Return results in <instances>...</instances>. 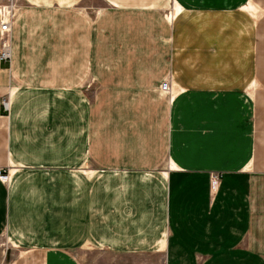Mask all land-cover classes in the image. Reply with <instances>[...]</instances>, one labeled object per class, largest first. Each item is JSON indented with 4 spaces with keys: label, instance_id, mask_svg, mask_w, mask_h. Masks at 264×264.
<instances>
[{
    "label": "crops",
    "instance_id": "crops-1",
    "mask_svg": "<svg viewBox=\"0 0 264 264\" xmlns=\"http://www.w3.org/2000/svg\"><path fill=\"white\" fill-rule=\"evenodd\" d=\"M19 1L2 263L264 264V0Z\"/></svg>",
    "mask_w": 264,
    "mask_h": 264
},
{
    "label": "built area",
    "instance_id": "built-area-1",
    "mask_svg": "<svg viewBox=\"0 0 264 264\" xmlns=\"http://www.w3.org/2000/svg\"><path fill=\"white\" fill-rule=\"evenodd\" d=\"M19 8V4L16 0H1L0 1V61L2 62H10L12 59V42L10 39V35L12 32L13 24L16 20L17 10ZM173 12H168L165 14V18L167 21L171 22L170 18ZM160 89L163 93L170 94L171 93V83L170 80H164ZM3 106L7 110L8 109V101L7 99L3 100ZM9 172L0 170V178L2 180L8 179ZM221 174L218 172L211 174L212 184H216L220 179Z\"/></svg>",
    "mask_w": 264,
    "mask_h": 264
},
{
    "label": "rangeland",
    "instance_id": "rangeland-1",
    "mask_svg": "<svg viewBox=\"0 0 264 264\" xmlns=\"http://www.w3.org/2000/svg\"><path fill=\"white\" fill-rule=\"evenodd\" d=\"M1 1V0H0ZM17 2H20L19 0H16ZM170 8H172V7H170ZM170 8H168V9H166L165 10V12H164V17H165V14L166 13H168L169 11L170 12H173V10L172 9H170ZM177 9L173 12V14H172V16L169 18L168 17V19H170V21L171 20H173L174 19V17H175V14L177 13ZM8 98V96H4V97H2V99H1V101L3 102V100L4 99H7ZM218 182V181H217ZM7 245H8V242H7V239L5 238V237H2L1 239H0V264H4V262L2 263V252L1 251H3L6 247H7ZM80 258L82 259V263L84 264V258H85V253H81V255H80Z\"/></svg>",
    "mask_w": 264,
    "mask_h": 264
}]
</instances>
